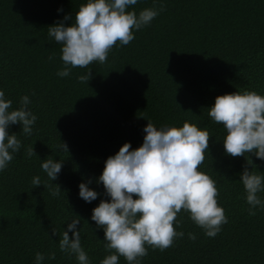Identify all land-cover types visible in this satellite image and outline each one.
I'll use <instances>...</instances> for the list:
<instances>
[{"label": "trees", "instance_id": "16d2710c", "mask_svg": "<svg viewBox=\"0 0 264 264\" xmlns=\"http://www.w3.org/2000/svg\"><path fill=\"white\" fill-rule=\"evenodd\" d=\"M84 3L0 0V91L12 101L9 111L28 96L27 108L37 117L30 136L19 123L7 129L21 148L0 171V264H36L38 252L45 256L41 264H79L59 249L72 219H80L77 230L89 264L115 254L105 249L104 230L91 219L101 200H111L97 181L106 160L125 143L130 151L142 146L149 121L157 129L188 122L209 132L198 171L215 181L228 222L210 238L181 210L173 226L183 238L164 251L145 245L148 255L139 264H264V209L249 215L241 181L245 168L264 177V160L252 153L226 154V130L208 115L217 96L245 91L264 96V0H137L126 11L139 15L161 4L164 10L133 29L128 45L117 42L104 64L72 68L60 77L62 45L48 28L72 26ZM89 71L91 79L81 83L78 77ZM47 159L63 162L56 180L49 181L41 168ZM33 177L42 185L33 187ZM81 183L98 193L96 200L79 197ZM50 184L60 186L59 197L50 194ZM257 195L264 201V192ZM53 252L55 259H48ZM118 264L128 262L118 257Z\"/></svg>", "mask_w": 264, "mask_h": 264}, {"label": "clouds", "instance_id": "9594fccd", "mask_svg": "<svg viewBox=\"0 0 264 264\" xmlns=\"http://www.w3.org/2000/svg\"><path fill=\"white\" fill-rule=\"evenodd\" d=\"M135 4L137 0H87L79 7L72 26L65 27L61 22L49 27V37L62 45L64 68L57 75L68 77L72 68H87L97 61L104 64L117 42L128 45L134 39L133 29L149 25L164 10L161 4L159 9H144L139 15L126 11ZM90 79V71L78 77L81 83H88ZM30 103L29 97L23 96L21 107L9 111L12 101L5 99L4 91H0V171L21 148L16 134L9 135L8 127L19 123L25 135L32 134L37 117L28 110ZM208 115L226 130L223 140L226 154L240 157L252 153L264 160V96L254 91L217 96ZM144 132L142 146L130 151L131 144L125 143L117 154L106 160L97 181L103 184L111 200H101L93 209L91 219L104 230L105 249L115 253L104 258L101 264H118V257H124L128 264H139V259L148 255L145 245L160 251L172 247L177 237L184 236L173 226L181 210L188 212L190 219L210 238L217 236L221 226L228 222L217 203L219 192L215 181L198 171L209 147V132L188 122L182 127L157 129L150 121ZM60 147L68 152L64 142ZM27 154L29 157L35 154L33 148ZM62 164L44 160L41 168L49 181L58 178ZM241 181L250 206L249 215H256L254 209H264V201L257 195L264 192V177L245 168ZM32 185H42L40 178L33 177ZM52 185H48L50 194L59 197L60 186L53 188ZM97 196L87 184L79 185V197L85 202L90 203ZM79 223L80 219L71 220L59 240V249L74 255L79 264H89L81 247ZM69 232L73 234L71 239ZM53 235H56L55 229ZM189 238L195 240L196 236L190 233ZM55 256L53 252L48 259L54 260ZM44 259V254L36 253V264Z\"/></svg>", "mask_w": 264, "mask_h": 264}]
</instances>
